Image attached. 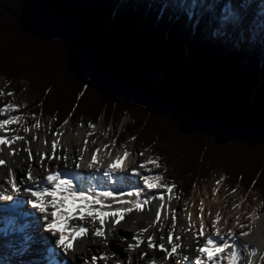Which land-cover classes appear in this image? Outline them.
<instances>
[{"label": "trees", "instance_id": "trees-1", "mask_svg": "<svg viewBox=\"0 0 264 264\" xmlns=\"http://www.w3.org/2000/svg\"><path fill=\"white\" fill-rule=\"evenodd\" d=\"M195 22L155 0H0V78L24 83L10 89L22 113L57 126L87 119L114 135L128 114L122 135L156 145L182 196L220 169L227 188L264 198L257 44L226 47Z\"/></svg>", "mask_w": 264, "mask_h": 264}, {"label": "bare ground", "instance_id": "bare-ground-1", "mask_svg": "<svg viewBox=\"0 0 264 264\" xmlns=\"http://www.w3.org/2000/svg\"><path fill=\"white\" fill-rule=\"evenodd\" d=\"M166 1L168 2V0ZM171 1L174 3V0ZM261 1L262 0H176V2L178 3L185 2L188 6L192 7L196 11H201V14L214 12L213 15L218 13L216 11V7L220 4V2H222V4L225 3L224 7L226 6V4H230L229 8L237 13H242L241 11L243 8L241 7V11L235 10L236 4H242L243 6L247 5V12L251 14L254 13L252 12L254 10V8L252 9L253 4L255 3L256 7ZM205 6L208 9H204ZM224 7H222L223 11H220L219 14H224ZM188 10L191 9L188 8ZM209 24L210 28H214L216 23L212 21ZM213 33L216 32H212L211 35H214ZM262 55L264 57V48ZM1 90L2 92L4 91V89L0 88V91ZM5 91H8L7 88L5 89ZM10 101L11 100L7 99L6 96H0V108H3V105L9 104ZM13 112L14 111L10 109L5 113H0V119L7 118L8 116H10V114L13 115ZM40 122L42 126L38 130L33 128L29 132L23 131V133L20 135L26 137L30 141V144H25L23 140H19L16 143L12 144L11 148H31V152L35 157V159L31 161V163L35 165L32 171V175L42 180L48 173L45 172L42 167H40L39 156L37 155V153L46 151L49 155L51 154L52 150L50 144L52 140L56 139V137L53 136L52 133H55L57 131L54 130L53 126L52 128L48 127V124L45 123V121ZM26 123L27 121L26 119H24V124L26 125ZM17 124L18 123H16L15 125ZM15 125H8L7 127L11 128L13 126L14 128ZM58 131L63 133V137L61 138L62 144L70 147L72 151L67 153V155L69 156V159L67 161H58L55 159L51 161L45 160L44 163L49 166L50 170H60L68 172L70 169L76 168L75 164L78 163L82 168L84 175H90V173L92 172H104L107 169L109 163H111L117 156H122L123 153L127 150L129 153H131V155H129L124 161L126 170L123 172L118 171L114 174L117 177H121L119 183H117L116 180L112 177H110L109 182L111 184L114 183L115 187H117L120 183L122 185L133 184L137 187H132V189H135V192H142L143 190V195L140 196L142 200L147 197L153 196L157 198L151 200L150 204L144 206L143 211L134 210L133 212L126 214L124 218L120 220V222L115 226H113L112 220L110 218L104 226L107 244L105 243V238L92 236V231L100 227L98 220L95 224H93L90 218L84 221H81L79 219H70L68 221L69 226L83 224L85 227H88L90 231L87 237L75 242L74 251H68L67 253H64L62 250L55 249L54 246L50 243V241L58 239L59 233H57L56 236H52L51 233L44 230L45 225L52 219L50 215H48L47 220H45L44 217L53 209L49 207L47 209V213H40L38 210H36L37 212H33L32 210H30V208L27 207V213L31 215L32 219H43V223L40 224L41 232H36L35 235H38V237L33 238V240H39V242L35 244L36 247L34 248H38L42 252H45L43 250L47 248V246H52L53 250L57 252V259L60 260L62 258L63 261H66V264H84L85 259L90 260L93 254L99 255L100 253H107L109 256H111L112 253H116V255L112 257V259L108 260L107 264H116L117 262H119V264H129V261H131V264H149L150 259L153 257L156 258V264H189V261L183 260L184 256H188L192 264H194L196 258L200 257V253L196 251V248L206 241V238L209 234L216 232L218 229L220 233L225 237V239H229V230L236 234L232 239H229V243H232L234 239L237 245L248 246L240 249V251L242 252V260L244 259V257L249 256L250 249H255L256 255L254 258H252L253 264H262V257H264V215L259 216V209H256L252 204L246 202L240 205V203L237 201V195L234 194L226 197V193H224L225 189L222 185L220 186V184L214 188H202L201 191L199 190V192L196 191L194 194H192L187 202L180 203L177 201L175 189L172 190V192H169L168 189L166 191H163V188L161 189L160 187H156L151 190H149L148 187H145V177L149 178V183H158V181L154 179V174H156L155 171L150 169L151 165L149 164L151 163H147V161L152 158H149L145 155L138 156L135 154L134 150H131L130 148L119 142H116V145L113 146L112 141H108L107 139H105V137L101 139L103 137V134L102 136L98 137L97 133H95L94 130H86V126L80 128L78 127L76 129H72L71 126L70 128L64 126ZM89 132H92L93 135L87 136L86 134ZM14 134L16 133L0 132V135H7L9 137ZM34 134L37 135L39 139L32 140V136ZM45 138L49 142V146L47 148L44 145ZM85 139L88 140L87 151L83 152V159H78V157L81 155L80 150L84 148ZM93 140L95 141V143H92ZM104 145H108L109 147L105 149ZM97 148L101 149V151L98 153L99 163L95 164L92 169H89L88 163L91 161L92 152ZM9 151V147H4V151L2 153V158L7 161V165L0 166V193H4L3 199H5H0V202H7L6 199L8 196L12 197L11 200H13L16 196L18 200L24 203L25 207V203H27L28 205L27 201L29 199H35V197L31 196L30 192H25L23 190L25 187H33L32 183L27 181V171L29 166V161L27 159L28 153L21 150L17 152L16 155H9ZM109 152L111 153L110 155ZM57 154L61 156L65 155L62 150ZM141 164H145V167L141 168ZM9 168L13 169L15 174H17L18 183L19 178H23L24 180L19 193L12 192L10 190V184L7 183V181L10 179L8 175ZM97 169L99 171H97ZM133 169H135L139 174H133ZM61 178L65 179L63 177ZM69 179L73 180L74 183L80 184L82 187H88L87 184H85L82 180L77 181L78 178L74 175H71ZM45 183L47 182L45 181ZM159 183H161V181H159ZM127 188L119 190L127 193L129 192V189ZM159 196H163L164 198V207L161 209L162 224L161 222H157L154 226L149 227L153 224V221L155 219L157 206L161 204V200L158 198ZM118 199L135 201L137 198L135 196L129 197L125 194L124 196L118 197ZM45 200H51V197H45ZM110 204L112 205L113 209L122 206L116 203ZM234 205H237V207H234ZM129 206L134 207V204L123 205V207ZM201 208H203V221L205 224V228L203 231L205 235L200 236L199 239H197L194 233L200 230ZM173 210L175 211L177 222V227L175 228V230H173L172 227L173 216L171 217V212ZM71 211L72 209L69 208V212ZM37 213L40 216H38ZM217 213H219L220 219L216 224V228H213L212 222L217 219ZM189 214L191 215L192 230L184 231L183 229H187L189 227ZM241 225H243V227H241ZM109 229H111V231H109ZM140 229H148V231L143 233L142 235V239H144V242L141 243L135 250H128L129 244H136V240L132 239V237L136 236L139 233ZM169 232L173 233V244L178 243L181 245V247L177 249V252L175 254L166 259L165 257L167 255V252H171L172 249V244H169L167 240V235ZM240 233H248V235H240ZM147 236H153L155 245L158 246L163 244L165 246V250H160L159 247H154L151 249L148 248L146 241ZM177 236L180 237L179 241L176 240ZM160 237H164V239H160ZM7 240H10V238H8ZM44 240H46L45 243H43ZM24 248L25 250L22 254H20L19 251L17 252L16 258L15 255L11 252L8 253V257L14 258V264L37 263L38 259H34L36 255L33 248L31 246H25ZM40 252L37 256L44 254ZM127 252H129V257L126 255ZM141 254H144L143 258H141ZM201 259L204 258L201 257ZM45 263L46 262H44V264ZM98 264H105V262L98 261ZM223 264H227V262L224 261Z\"/></svg>", "mask_w": 264, "mask_h": 264}, {"label": "snow or ice", "instance_id": "snow-or-ice-1", "mask_svg": "<svg viewBox=\"0 0 264 264\" xmlns=\"http://www.w3.org/2000/svg\"><path fill=\"white\" fill-rule=\"evenodd\" d=\"M244 7H247V5H244ZM248 30H252L253 37L255 35V32L257 31L262 36H264V0H262L260 4L259 13H237L231 8H225L224 14L220 21L219 30L214 33V35L227 36L231 34L234 43L239 45L248 37ZM0 95H3V93L0 92ZM7 95L12 96L13 93L10 92L7 93ZM9 108L13 109L14 111H18V106L9 103L3 105V108H0V113L3 112V109ZM33 116H35V114H33ZM19 121V115L8 116L7 118L0 119V130H3L4 132L11 131V129H9L7 126L13 123H19ZM64 123L67 124L68 121L65 120ZM41 126V122L37 120L35 125H32L31 128L24 127L23 131L29 132L32 128L38 130ZM81 127H83V125H81ZM88 127L94 129L95 125L89 122ZM52 135L55 136L56 139L51 141V154L49 155L46 151H41L37 153V155L39 156L40 167H42L44 171L48 173L42 180L32 175V171L35 165L31 163V161H33L35 157L31 152V148H11V145L19 140H23L25 144H30V141L26 137L20 136L18 134H14L11 137L7 135H0V166L7 165V161L2 158L4 147L10 148V151L8 153L9 155H16L17 152L21 150L28 153L27 159L29 161V166L27 171V181L31 182L33 187H25L23 190L25 192H30L31 196L35 197V200L29 199L27 202L31 204L33 208L37 209L40 213H47V209L49 207L53 209L44 217L45 220L48 219V215L52 217L51 221L45 225L44 230L46 232L51 233L52 236H56L57 233H59L58 239L50 241V243L54 246L55 249L62 250L64 253H67L68 251H74L75 242L87 237L90 229L88 227H85L83 224L69 226L68 221L70 219H79L81 221H84L90 218L93 224H95L98 220L100 227L92 231V236L98 238H105V243L107 244L104 226L110 218L112 220L113 226H115L120 222V220L124 218L126 214L131 213L134 210L143 211L144 206L150 204L151 200L157 198L153 196L140 200V191H137L135 193H124L123 191L116 189L115 185H113V190H101L97 192L94 191L91 187H82L80 184L74 183L71 179H62V175H68V173L60 170H50L49 166L46 165L44 161H51L53 159L58 161H67L69 159L67 153L72 151V149L62 144L61 138L63 137V133L57 131L55 133H52ZM86 135L91 136L93 135V133L89 132ZM36 139H39V137L34 134L32 136V140ZM132 139H135V137H133ZM92 143H95V141L93 140ZM112 143L114 146L115 141H113ZM44 145L46 148L49 146V142L46 138L44 139ZM87 145L88 140L85 139L84 148L80 150L81 155L78 157V159L84 158L83 152L87 151ZM108 147V145H104L105 149H107ZM61 150L65 153V155L61 156L57 154ZM100 151L101 149L97 148L92 152L91 161L88 163L89 169H92L95 164L99 163L98 153ZM110 154L111 153L109 152V155ZM139 154L143 155V153ZM129 155H131V153L126 150L122 156H117L111 163L108 164L107 169L102 173V175L106 177H112L116 180L117 183H119L121 177H117L114 174L118 171L123 172L126 170V165L124 164V161ZM158 160L159 157H156L154 160L150 159L149 161H147V163L155 164L158 167ZM75 167L79 168L80 165L77 163L75 164ZM140 167L144 168L145 164H141ZM97 171L99 170L97 169ZM132 172L135 175L139 174L138 172H136L135 169H133ZM8 175L10 179L7 181V183L10 184V190L12 192L19 193L20 188L24 183L23 178H19L18 183L17 174H15L14 170L11 168H9ZM154 179L159 181L162 180L163 177L157 175L154 177ZM144 180L149 190L154 189L156 187H167L168 191L172 192L173 188L175 187L174 184L169 186L163 184L158 185L156 183H149L148 177H145ZM45 181L47 183H45ZM125 194L129 197L135 196L137 199L135 201L118 199V197L124 196ZM45 197H51V200H45ZM3 198L4 193H0V199ZM158 198L161 200V204L157 206V210L155 212V219L153 221V224L149 227L154 226L157 222H161V209L164 207V198L163 196H159ZM7 199H11V196H8ZM107 199H111L113 203L120 204L122 206L113 209L111 204L105 203ZM125 204H134V207H123V205ZM234 207H237V205H234ZM69 208L72 209L71 212H69ZM200 211V230L194 233L197 239H199L200 236L205 235L203 231L205 228V224L203 221V208H201ZM219 219L220 216L219 213H217V219L212 222L213 228H216V224ZM172 220V227L173 230H175V228L177 227V222L174 210ZM189 221V227L187 229H183L184 231L192 230L190 214ZM241 227H243V225H241ZM20 230L23 232L24 228L22 227ZM109 231H111V229H109ZM147 231L148 229H140L139 233L136 236L132 237V239L136 240V244H129L128 250H135L136 248H138L139 245L144 242V239H142L143 233ZM172 235V232H169L167 235L168 243L172 244V249L171 252H167V255L165 257L166 259L175 254L177 252V249L181 247V245L178 243L173 244ZM235 235L236 234L233 233L231 230L228 231L229 239H232ZM240 235H248V233H240ZM23 239L26 246L30 245L33 242V237L29 235H25ZM160 239H164V237H160ZM229 239H225V237L220 233L218 229L216 232L209 234L206 238V241L196 248V251L200 253V257L196 258L194 264H223L224 261H226L227 264H253L252 258L255 257L256 250L250 249L249 256L244 257V259L242 260V252L240 251V249L248 246L237 245L234 239L232 243H229ZM176 240L179 241L180 237L177 236ZM146 241L147 246L150 249L154 247H159L160 250H165V246L163 244L158 246L155 245L153 236H147ZM115 255L116 253H112L111 256H109L107 253H100L99 255L93 254L90 260L85 259L84 264H98V261H104L105 264H107L108 260L112 259V257H114ZM143 255L144 254H141V258H143ZM201 257H203L204 259H201ZM183 260L189 261V264H192L188 256H184ZM46 264H66V261H63L62 258L58 260L57 252L50 247L48 248V259L46 261ZM117 264H119V262H117ZM129 264H131V261H129ZM149 264H156V258H151ZM262 264H264V257H262Z\"/></svg>", "mask_w": 264, "mask_h": 264}, {"label": "rangeland", "instance_id": "rangeland-1", "mask_svg": "<svg viewBox=\"0 0 264 264\" xmlns=\"http://www.w3.org/2000/svg\"><path fill=\"white\" fill-rule=\"evenodd\" d=\"M155 1H159V2H163L165 3V0H155ZM198 2V1H197ZM168 4H165V8L166 9H171V10H183V9H186L188 10V8L190 9V6H188L185 2H181V3H178L176 2V0H174V3L171 1V0H168L167 2ZM217 4V3H216ZM225 3L222 4V2H220L219 5H217V9L216 11L218 12L217 14L213 15L214 12L210 13V12H207L206 14H201L200 12L201 11H196L195 9H193V11H191V13L193 15L195 14H198L196 16H200V22L201 24H205L203 25L204 28H203V32L206 34L207 36V39H213L214 42H220L222 43L224 46L226 47H229V46H232V44H236L234 43L233 41V38L230 35H227V36H224V35H221V36H218V35H211L212 32H217L219 30V27H220V21H221V18L223 16V14H219L220 11H223L222 10V7H224ZM240 4H236L235 5V10H240L241 11V7H239ZM181 7V9L179 8ZM164 8V9H165ZM254 8V10L257 11V6L255 7V3L253 4L252 6V9ZM204 9H208L206 6L204 7ZM196 11V13H195ZM190 12V10H189ZM253 12V11H252ZM179 13V12H178ZM214 22L216 23L214 28H210V24L211 22ZM210 28V29H209ZM231 31V30H230ZM214 34V33H213ZM251 39H253L256 44H257V48H258V54H259V62L261 65H263L264 63V57H263V48H264V36H262L258 31L255 32V35L253 37V34H252V30H248V37L239 44L240 47L242 48H245L246 46H250L252 47L253 44L251 43ZM24 85V83H19V84H13V85H10V86H7V84L4 82L3 79L0 78V88L4 89V91L2 92V90L0 92L3 93V95H0V96H3L7 99H10L11 100V96L7 95V93L10 91V89L14 88L13 90H17V89H20V86ZM7 88V92L5 91V89ZM11 108L9 109H3V113L7 112L8 110H10ZM12 110V109H11ZM20 116V121L17 125H15L16 123H13L11 125H15L14 128L13 126L9 129H11V131H8V132H13V133H16L18 135H21L23 133V130H22V125H25L24 124V119H26L23 115H19ZM130 118L128 114H124L120 117V120H121V123L120 124H117V132L114 133V135H112V128H111V124L109 123H105V122H100V123H97V125L95 126V128H89L88 127V120H83V121H79V122H76V123H71L70 121H68L67 124H63L61 126H56L55 125V122H54V119L53 120H49L47 118H43L42 116H38L35 121L33 122V125L36 124L37 120L39 121H45V123L48 124V127H51L52 126L54 127V130L58 131L59 129H61L62 127L64 126H67L68 128H71L72 129H76V128H80L81 125L83 126H86V130H94L95 133H97L98 137L102 136L103 134V137L101 139H103L105 137V139H107L108 141H115V145H116V142H119L125 146H127L128 148H130L131 150H134L135 151V154L138 155V156H142L140 155L139 153H143V155L145 156H148L149 158H152L153 160L156 158L154 156V154H158L156 152V145L155 144H152L150 146H146L145 144H143L142 142H138L137 139H132V138H127L128 136L125 135L123 136L122 133H121V128H122V125L124 124H127L130 122ZM56 127V128H55ZM114 127V126H112ZM24 128V127H23ZM31 128V127H29ZM33 129V128H32ZM1 133H3L4 131L3 130H0ZM8 132H4V133H8ZM151 165L150 166V169L154 170L156 174H154V177L157 176V175H160L161 176V173L164 171V169H162L160 167V163H159V166L157 167L155 164H149ZM223 172L219 169L218 171L215 172V175L213 174V171H210L209 172V177L207 180L203 181V182H200L199 184L193 186L192 190L190 191L189 194H185L183 196V198L176 192V195H177V201L180 202V203H185L189 200V197L194 194L196 191L199 192V190L201 191L202 188H206V187H210V188H214L216 187L217 185L220 184V186L222 185L223 188L225 189L224 190V193H226V197H228L229 195H237V201L240 203V205L248 202L249 204H252L256 209H259L258 210V215L259 216H263L264 215V198L262 197V195L257 192L254 187L253 188H250L248 190H243V187L236 184L232 187H226L227 185L224 183V180H223ZM162 182V181H161ZM181 182H184V181H180L179 182V186L181 185L180 183ZM219 182V183H217ZM162 189V187H160ZM222 188V189H223ZM168 188H163L162 190L166 191ZM174 190V189H173ZM235 190V191H233ZM228 192V193H227ZM240 194V195H239ZM141 195H143V190L141 192ZM140 195V196H141ZM225 197V198H226ZM140 200H142V198L140 197ZM108 204L110 203H113L112 201H108L107 202ZM26 204V208L28 207L27 203ZM173 216V211L171 212V217ZM46 241V240H44ZM128 257L130 256L129 255V252H127L126 254Z\"/></svg>", "mask_w": 264, "mask_h": 264}]
</instances>
